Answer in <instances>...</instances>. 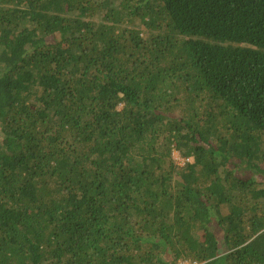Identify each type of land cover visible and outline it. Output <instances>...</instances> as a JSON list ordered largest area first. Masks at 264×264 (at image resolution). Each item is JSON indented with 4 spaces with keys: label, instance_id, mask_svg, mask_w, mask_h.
Returning a JSON list of instances; mask_svg holds the SVG:
<instances>
[{
    "label": "trees",
    "instance_id": "trees-1",
    "mask_svg": "<svg viewBox=\"0 0 264 264\" xmlns=\"http://www.w3.org/2000/svg\"><path fill=\"white\" fill-rule=\"evenodd\" d=\"M186 260L264 264V0H0V264Z\"/></svg>",
    "mask_w": 264,
    "mask_h": 264
},
{
    "label": "rangeland",
    "instance_id": "rangeland-1",
    "mask_svg": "<svg viewBox=\"0 0 264 264\" xmlns=\"http://www.w3.org/2000/svg\"><path fill=\"white\" fill-rule=\"evenodd\" d=\"M174 159L178 163V165L183 166L185 164V158H183L178 151H174ZM178 264H191L189 261H179Z\"/></svg>",
    "mask_w": 264,
    "mask_h": 264
}]
</instances>
